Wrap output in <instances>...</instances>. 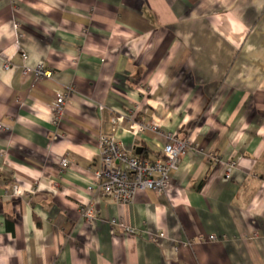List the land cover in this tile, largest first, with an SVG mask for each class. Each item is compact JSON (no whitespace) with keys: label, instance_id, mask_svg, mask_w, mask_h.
<instances>
[{"label":"crops","instance_id":"0c3cea01","mask_svg":"<svg viewBox=\"0 0 264 264\" xmlns=\"http://www.w3.org/2000/svg\"><path fill=\"white\" fill-rule=\"evenodd\" d=\"M0 127V264H264V0H0ZM103 135L186 142L167 194L102 195Z\"/></svg>","mask_w":264,"mask_h":264},{"label":"built area","instance_id":"2783aa9c","mask_svg":"<svg viewBox=\"0 0 264 264\" xmlns=\"http://www.w3.org/2000/svg\"><path fill=\"white\" fill-rule=\"evenodd\" d=\"M8 68L9 64H5L4 69L7 70ZM34 73L37 79L51 77V74L44 70L43 62L37 65ZM67 98V93H57L52 104L54 122L61 120ZM110 122L113 131L117 124L122 122V118L113 117ZM131 127L135 128L137 125L133 123ZM99 144L101 167L95 173L98 179V191L119 204L131 203L137 192L145 190L167 194L171 186L172 176L178 168V163L188 149L186 142L169 137L168 143L161 150V156L150 161L140 159L131 152L122 150L113 136H101ZM60 165L61 169L64 170L69 166V161L62 159ZM233 165L234 163L229 164L228 172H230ZM10 191L12 197L20 195V187L17 184L11 185ZM79 211L83 219L89 224L98 219L99 214L94 206H82ZM112 223L116 224L115 221H112ZM121 227L126 233H135L132 228ZM163 237V233L160 232L155 234L152 240L155 241ZM208 240L216 241V237L209 236Z\"/></svg>","mask_w":264,"mask_h":264}]
</instances>
